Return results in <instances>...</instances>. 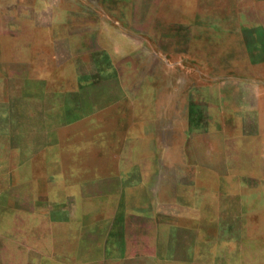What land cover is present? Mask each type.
<instances>
[{
  "label": "rangeland",
  "instance_id": "obj_1",
  "mask_svg": "<svg viewBox=\"0 0 264 264\" xmlns=\"http://www.w3.org/2000/svg\"><path fill=\"white\" fill-rule=\"evenodd\" d=\"M229 1L0 0V160L24 174L17 188L2 182L9 205L24 216L3 214L0 264L42 263L53 238L57 250L73 252L63 225L28 214L49 208L46 185L35 177L55 151L86 178L116 172L117 158L119 168L123 158L147 153L168 163L172 189L149 198L136 191L129 202L136 212L123 218L135 262L143 256L145 264H264V84L254 86L257 95L250 85L241 92L231 86L233 100L249 108L247 153L193 134L191 126L207 125L208 116H191L192 101L184 98L197 76L193 64L208 65L220 80L230 65L243 67L249 79L264 78V5L263 21L247 24L249 50L241 53L227 36L231 26H242L229 20ZM154 75L165 86L155 89ZM150 91L151 100L144 95ZM145 107L149 114L141 117ZM216 119L239 136L236 118L219 113ZM83 210L93 215L97 208ZM20 240L24 245L17 246Z\"/></svg>",
  "mask_w": 264,
  "mask_h": 264
},
{
  "label": "crops",
  "instance_id": "obj_2",
  "mask_svg": "<svg viewBox=\"0 0 264 264\" xmlns=\"http://www.w3.org/2000/svg\"><path fill=\"white\" fill-rule=\"evenodd\" d=\"M263 5V0H233V2L231 0L229 11H226L227 16L230 21L238 20L242 22V26L240 27L232 28L231 26L229 35L227 34L230 37V45L234 46V50L237 49L241 53L248 52L247 24L248 22L249 24L255 22L257 25L263 21V16L259 14L263 10ZM2 14L5 13L2 12L0 7V17ZM1 34L2 31L0 30V38ZM261 49L263 50L262 46ZM194 66L193 64L191 68L196 70L195 74L197 76L194 77L196 78L195 82L189 87L190 94L187 93L188 96L186 95L187 97L185 96L184 98L192 101L193 112L191 116H196V111L199 114L201 112L202 116L206 114L208 116V124L205 126L201 124V127L197 125L191 126L192 133L197 137H200L202 133L208 134L213 139L227 140L230 142L229 146L237 148L244 153L249 152L247 142L252 139L250 135H253L249 134L246 128L247 121L245 118L247 117V112L245 111L249 108H247L244 100H233L235 92H233L231 86L234 85L238 89V92H241L244 87L246 88V86L250 85L252 86L250 88L253 91L252 93L257 95L255 87L258 88L259 85L264 84V78L256 73V80L249 79L244 74H241L242 71L240 70L243 67L239 66L240 70L234 71L232 65H230L229 72L227 73L229 75L226 74L227 78L223 76L222 80H220L221 78L213 75L214 72H210L208 65L204 68L202 66ZM184 68L182 66V69ZM159 75L160 72L158 73ZM149 77H153L151 72H149ZM152 80L151 78V82ZM159 80V77H155L153 80V87L155 89L157 85H160V87L161 85L165 86ZM222 81L224 82L223 87L220 85ZM178 83V80L173 83L176 85L173 89L176 91L180 88ZM151 88L152 86L150 85L149 89ZM176 94L178 101L183 99L180 96L181 92H177ZM134 95L133 99L136 102L139 100V97L136 93ZM144 95L149 96L151 100V91ZM219 113L236 118V123L240 130L238 137H232L219 127L218 119H216ZM148 114L149 110L145 107L143 110L141 109L139 115L146 117ZM193 137L195 136L193 135L191 140ZM259 138V136H255L254 139L256 141ZM187 147L190 149L192 146L187 145ZM48 148L50 150L51 148L56 149L57 145H50ZM116 161V172L86 178L81 175L76 176L71 170H68L69 167L66 166V162L61 156L56 155V151L48 155L44 171L35 178L46 185L49 208L47 210L40 207H37V209L33 208L31 209L32 211H28V214L33 212L43 219L46 217L49 219L50 225H63L68 231V237H71L75 244L72 254H67L64 250L61 252L56 249V241L53 238L47 248L44 249V254H41L42 263L38 259L34 262L32 261V264H66L65 262L74 261L82 262V264H99L100 262L145 264L144 262L147 259L143 256H141L139 263L135 262L136 252L130 251L129 237L125 236L123 231L125 229L123 218L136 212L134 205L129 206L130 198L135 196L136 191L143 190L148 198L154 195L159 196L163 191L172 189L173 176L167 170L168 163L165 160L157 161L152 158L151 153H147L143 157L134 155L123 158L124 162L121 168H119V158ZM195 163L194 159H191L190 164ZM7 165V162H0V223H2V218L4 217L3 214H8L9 212H20L21 214L16 215L24 216L21 209L13 208L9 205L11 197L9 199L7 192L8 185L6 183L2 185V182H7L10 179L15 182L12 187L17 188L20 186L17 182L24 180V174L18 171V165L10 166V168ZM198 165L200 166V164ZM212 181L214 182V177ZM102 182L106 184H104L105 188H103V192L100 193L99 186ZM212 185L214 187V183ZM88 187L92 190L96 189V193L88 192ZM155 188H157L155 191L157 193H152ZM51 198L54 199L51 200ZM125 199L128 201L127 207L124 203ZM88 204L95 205L97 208L95 214L88 215L83 212V207ZM56 206H59L60 209ZM132 243L134 244V242ZM16 245L20 246L24 245V243L20 240V242H16Z\"/></svg>",
  "mask_w": 264,
  "mask_h": 264
}]
</instances>
